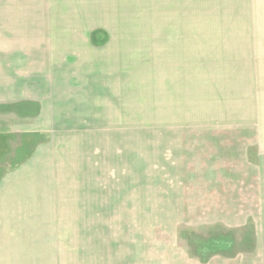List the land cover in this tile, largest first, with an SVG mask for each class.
Here are the masks:
<instances>
[{"label":"rangeland","instance_id":"1","mask_svg":"<svg viewBox=\"0 0 264 264\" xmlns=\"http://www.w3.org/2000/svg\"><path fill=\"white\" fill-rule=\"evenodd\" d=\"M26 96L28 212L62 218L0 264H262L264 0H0V101Z\"/></svg>","mask_w":264,"mask_h":264},{"label":"crops","instance_id":"2","mask_svg":"<svg viewBox=\"0 0 264 264\" xmlns=\"http://www.w3.org/2000/svg\"><path fill=\"white\" fill-rule=\"evenodd\" d=\"M3 106L6 107L2 109ZM44 107L43 101L34 96L0 101V111L6 113L0 115V255L29 254L30 244H38L39 237L43 246L46 226L54 228L55 224L50 223L61 222L59 212H28L25 201L28 190L36 189L32 184L40 180L52 161L44 155L47 147L41 141L43 128L28 126L29 117L39 120L44 116ZM258 164L260 197L256 200L259 211L255 220L258 225L245 231L246 237L263 239L264 153H260ZM262 252L260 260L264 264Z\"/></svg>","mask_w":264,"mask_h":264}]
</instances>
